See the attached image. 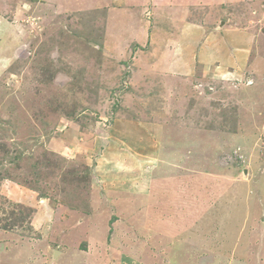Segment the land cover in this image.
<instances>
[{
    "label": "rangeland",
    "instance_id": "1",
    "mask_svg": "<svg viewBox=\"0 0 264 264\" xmlns=\"http://www.w3.org/2000/svg\"><path fill=\"white\" fill-rule=\"evenodd\" d=\"M0 264H264V0H0Z\"/></svg>",
    "mask_w": 264,
    "mask_h": 264
},
{
    "label": "water",
    "instance_id": "2",
    "mask_svg": "<svg viewBox=\"0 0 264 264\" xmlns=\"http://www.w3.org/2000/svg\"><path fill=\"white\" fill-rule=\"evenodd\" d=\"M58 253H59V252H58V251H56V252H55V255H57Z\"/></svg>",
    "mask_w": 264,
    "mask_h": 264
},
{
    "label": "bare ground",
    "instance_id": "3",
    "mask_svg": "<svg viewBox=\"0 0 264 264\" xmlns=\"http://www.w3.org/2000/svg\"><path fill=\"white\" fill-rule=\"evenodd\" d=\"M201 150H202V149H201ZM163 163H164V162H163ZM220 187H221V186H220ZM224 191H225V190H224ZM216 193H217V192H216ZM216 193H215V194H216ZM214 198H215V197H214Z\"/></svg>",
    "mask_w": 264,
    "mask_h": 264
}]
</instances>
